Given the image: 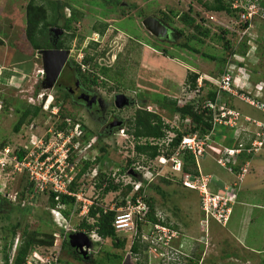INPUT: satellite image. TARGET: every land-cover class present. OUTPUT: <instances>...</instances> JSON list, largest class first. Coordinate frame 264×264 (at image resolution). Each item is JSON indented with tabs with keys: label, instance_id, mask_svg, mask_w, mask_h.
Masks as SVG:
<instances>
[{
	"label": "rangeland",
	"instance_id": "374dc122",
	"mask_svg": "<svg viewBox=\"0 0 264 264\" xmlns=\"http://www.w3.org/2000/svg\"><path fill=\"white\" fill-rule=\"evenodd\" d=\"M37 1L44 3L50 12L52 3H59L66 17L76 11L78 20L67 32L69 36L74 35L66 48L70 51L68 62L80 65L84 74L98 73L102 66L109 67V75H98L99 84L95 89L105 102L110 103L107 116L114 114L123 122L114 124L113 132L108 133L102 128L107 121L102 123L99 114L92 117L84 105L72 101L66 89L58 86L62 80L73 79L71 70L63 69L57 84H45L42 55L26 36L29 0H0V148L12 144L19 149L27 144L31 150L34 147L32 137L41 138L48 155L52 157L57 153L56 159H66V171L76 182L73 191L79 195L70 205L50 206L49 192L28 201L26 175L18 170L13 173L10 167L0 165V179H3L0 180V194L8 201L0 207V260L5 253L4 238L9 239L10 230L15 227L17 235L12 252L20 244L24 228L46 238L54 233V244L38 249L44 254L58 256L62 263L90 264L93 260L95 264H189L190 261L197 264H263L264 20L254 17L251 26L244 30L240 27L243 24L240 17H235L234 13L205 11L201 5L205 0ZM196 10L200 12L198 21L186 24L183 16ZM149 15L165 18L168 25L176 29V35L167 40L156 38L143 24ZM104 24L107 27L100 33L97 29ZM206 30L209 31L207 36ZM58 35L66 38L64 32ZM226 38L231 40L232 49L247 47L246 54H231V49L225 47ZM93 42L97 43L96 48L91 47ZM185 42L200 52L182 47ZM202 53L227 57L229 62L220 63ZM87 54H95L89 64L84 62ZM228 67L236 76L232 94L220 91L216 86L217 79ZM192 71L199 73L200 81H209L198 93L187 84V75ZM211 90H216V96L221 99L213 120L220 118L218 115L222 111L219 109L223 107L229 125H225L228 127L225 134L218 136L222 124L217 123L215 131L206 134L207 140L200 136L205 149L203 155L199 152L197 155L200 175L194 177L195 188H187L183 182L188 173L180 166L182 154L177 152L167 158L147 159L136 152L134 137L128 130L136 110L144 104L142 102H147L149 110L160 113L171 127L189 130L190 118L152 103L150 94L163 93L177 99L178 104L193 101L203 107ZM118 95L124 96L122 106L116 103ZM18 104L22 107L38 105L41 110L17 132L14 126L20 116L16 111ZM62 112L68 113L70 119L67 127L60 129ZM87 131H90V137L85 141ZM167 135L172 138L173 132L168 131ZM84 160L91 163L86 170ZM243 168H247V173L238 178ZM100 172L112 175L119 186L117 191L103 194V186H97ZM134 176L138 177L136 183L144 188L146 196L154 197L157 215L176 225L172 228L173 233L169 228H163V234L166 233L163 244L157 242L158 239L154 241L155 226L143 224V252L138 256L131 251L137 231L135 219L129 228L117 232L120 239H125L124 247H117L116 240L103 239L81 224L84 220L93 223V218L88 217V207L93 203L108 209L120 205L123 197L131 198L133 191L126 196L124 193L127 183L134 182ZM204 185L208 195L221 197L222 201H227V206L233 207L232 217L226 224L217 222L203 209ZM156 186L167 195L160 193ZM52 207H64L61 209L69 210V214L65 215L60 209L53 211ZM243 207L251 208L248 211ZM153 231L154 238L151 237ZM74 232L90 235L92 241L89 247L84 246L85 254L72 245L70 248L63 244ZM148 242L151 245L145 248ZM115 253L121 256L120 260L114 258Z\"/></svg>",
	"mask_w": 264,
	"mask_h": 264
},
{
	"label": "trees",
	"instance_id": "16d2710c",
	"mask_svg": "<svg viewBox=\"0 0 264 264\" xmlns=\"http://www.w3.org/2000/svg\"><path fill=\"white\" fill-rule=\"evenodd\" d=\"M255 2H259L262 6H264V0H252ZM248 0H205L201 2V5L203 6L205 11L209 12H216V13H226L228 15H234L235 17H240V13L244 11V6L248 3ZM237 3V7H234V4ZM59 4V3H58ZM57 3H52L53 10L50 12L48 7L44 3H39L37 0H29L27 6H26V36L29 40L30 44L35 50H41V49H47L52 47L57 48H69L68 42L70 39L74 37V35H67L69 31L73 28L72 24L78 20V17L76 15V11H73V14L69 17H66V15L63 13L60 5ZM191 8V7H190ZM194 8L192 7V10ZM191 10V9H190ZM192 11L189 12V14H185L183 16V21L186 24H194L197 22V16L200 15L199 11ZM234 13V14H233ZM165 14V13H164ZM166 16V14H165ZM203 17V16H202ZM261 20V17H259ZM165 19V18H163ZM241 24L240 27L242 29L246 28L249 25V22H243L240 21ZM195 26H199L198 24H195ZM52 27H58L64 30V35L66 38L60 37L58 41H52ZM107 25L104 24L101 29H97L100 33H104ZM176 30V29H175ZM180 33L182 31H179ZM209 33L208 30L204 32V34L207 36ZM226 33V30L225 32ZM224 36V35H223ZM223 38V37H222ZM225 38V37H224ZM200 40V39H199ZM200 41H203L202 39ZM182 47L189 48L195 52H200L198 48L192 47L189 45L188 42L182 43ZM91 47L96 48L97 43L93 42L91 43ZM225 47L227 49H231L230 53L233 55L241 54L245 55L247 52V47L242 50H235L232 49V42L231 40L226 38L225 41ZM164 52H166L164 50ZM205 57H210L213 60L218 59L220 63L226 64L229 62V59L227 60V57H216L215 55L211 56L206 53H202ZM95 59V54L90 55L87 54L84 56V62L89 64L93 62ZM97 66V65H96ZM79 70L80 79L84 81V83L97 85L99 84V74L109 75V67L102 66L99 67L98 73L95 71L83 73L81 66L77 65ZM229 68V67H228ZM225 69L222 74L229 69ZM221 74V76H222ZM119 75V74H118ZM220 76V77H221ZM219 77V78H220ZM198 78L199 73L196 71H192L187 75V84L189 86V89L196 92V88L198 85ZM209 81H203V86L200 89V91L207 85ZM221 91V90H220ZM198 93V92H196ZM217 95L216 90H211L208 94L209 99L206 101L205 106H200L198 103L195 104L193 101H186L184 104H178L177 99H173L166 94L154 92L150 94L149 101H151L154 104H158L161 107L170 109L171 111H175L180 113V116L183 118H190L191 119V127L189 130L181 131L177 127H171L169 123H165L160 113L149 110V105L147 102H142V104L135 112L133 118L130 122V128L128 132L134 137L135 144L134 148L138 154L144 155L147 157V159L154 160L158 158H167L173 155H176L178 152L179 154H182V161L180 162L181 169L188 173L191 180H194V177L200 175V171L198 169L199 166V159L190 149L185 148L180 150L181 141L184 136H196L198 139L201 137H205L206 134L211 133V131H215V125L217 123L222 124L221 127L218 128L220 132L219 135L225 134V129L228 127H225L226 124L224 122H219L218 120H213V113L216 112L218 104L221 103V99H219ZM210 103L214 104L215 107L213 108ZM41 107L38 105H27L25 107H22L20 104H18L16 111L20 113L18 121L15 123L14 130L19 131L23 124L30 123L40 112ZM220 112H225V108H220ZM222 113H220V118L223 120H227V116H221ZM68 113H60V116L63 117V120L58 125L60 129L67 127V123L70 118H68ZM218 121V122H217ZM82 128H84L82 126ZM216 128V129H217ZM171 131L173 132V137L168 138L167 132ZM90 131L85 132L84 139L85 141L88 140L90 137L88 135ZM145 139V140H143ZM169 139V140H168ZM207 140V137L204 138ZM168 140V141H167ZM200 140V139H199ZM166 144V145H165ZM105 150V149H103ZM22 150L19 152L20 158L22 157ZM243 153L240 154V157ZM99 159V158H97ZM96 159V160H97ZM85 161V170L90 166V161ZM184 163V164H182ZM198 164V165H197ZM237 166L234 165V168ZM238 169V168H237ZM201 170V169H200ZM202 172V171H201ZM247 171H244L241 169L239 172V177L241 175L246 174ZM237 173V172H236ZM141 173H139L140 176ZM203 174V173H202ZM201 174V175H202ZM97 178L99 179L97 182L98 187L103 186V194H107L111 191H117L119 186L115 184L114 178L112 175H107L102 172L97 174ZM144 176V175H143ZM136 180H138L137 176H134V182L127 183L126 189L127 191L124 193L126 196L130 191H133L132 200L134 202L137 201V198L140 196L143 202L146 204V211L145 214H138L135 217V220L137 222V231L133 240V243L131 245V251L133 254L137 255L141 254L143 252L142 243H141V232H142V226L143 224H151L153 227L155 226V231L157 232V235L155 237V231L152 232V238H154V241L157 240V242H161L165 244V236H163V228H169L170 233H173L172 228H176V225L173 223H170L168 220H165V218H161L157 215L156 212V204L154 201V197L146 196L145 190L142 186H138L136 189ZM28 181V180H27ZM107 183V185H103L104 183ZM151 181L148 182L151 183ZM184 184V182H183ZM185 185V184H184ZM76 182L72 181L70 185V189L75 191ZM186 186V185H185ZM158 191L162 193L163 195L166 194V192L163 190H160L158 186ZM155 187V188H156ZM187 188H190L186 186ZM25 188H27L26 195L28 193V190L31 188L29 187V184L25 185ZM29 188V189H28ZM167 195V194H166ZM56 193H50V206H58V204H72L75 202L76 197L67 195V194H61L60 199L56 200ZM8 202L6 197H3L0 194V207L3 205V202ZM2 204V205H1ZM126 204V198L123 197L122 201L120 202V205H117L115 208H104L103 206L97 205L96 203H93L90 205L88 210V217L93 218V223H89L87 220H84L81 224L83 225V228H87L88 231H94L98 236H100L103 239L106 238H112L113 240H116L114 244L117 247H124L125 246V239H120L118 237V230L115 228L114 221L117 215V207L122 206ZM54 208V207H53ZM71 208V207H69ZM62 210V209H61ZM62 212L65 215L69 214V210L64 209ZM11 236L7 240H5V253L4 256L1 257L0 261H6L9 262L10 258V252L12 251L13 244L15 237L17 235V228H12L10 230ZM80 233V232H74L71 234ZM54 244V233L51 235L50 238L41 237V235L37 234V232H30L27 228H24L21 234V242L18 245L16 249V254L13 258V264H22L25 257L32 252L34 249H38L41 246L45 245V247H49ZM63 244L71 245L70 238H66L63 241ZM148 244L151 245L149 242L145 244V248L148 247ZM71 248V246H70ZM4 249V248H3ZM75 250V253H78V251L75 248H72ZM41 251V250H40ZM79 258H83V255H78ZM85 257V256H84ZM114 258L120 260L121 256L119 254H114ZM58 264H72L69 262L62 263V260L59 259ZM90 264H95V261L92 260ZM189 264H197V262L190 261ZM264 264V263H263Z\"/></svg>",
	"mask_w": 264,
	"mask_h": 264
},
{
	"label": "built area",
	"instance_id": "2783aa9c",
	"mask_svg": "<svg viewBox=\"0 0 264 264\" xmlns=\"http://www.w3.org/2000/svg\"><path fill=\"white\" fill-rule=\"evenodd\" d=\"M249 2L244 6V11L240 14V21L249 22V25L244 28V30L248 29L251 26L254 17H261L264 19V6H262L259 2H255L252 0H248ZM234 7H237V3L234 4ZM236 76L233 75V70L229 67V71H225L222 76L217 79V87L221 91H226L228 93H233L234 83ZM203 81L198 79V85L196 88V92H200V89L203 86ZM210 105L215 107L214 104L210 103ZM2 105L0 104V111ZM223 108V107H221ZM221 116H227V112H221ZM219 122H224L226 124L229 123V120H223L217 117L215 118ZM73 136V135H72ZM32 143L34 147L30 150L27 147V144L21 146L19 149H15L12 147V144H7L4 147L0 148V165L1 167H10L9 170L16 172L18 170L22 174H25L28 180L29 187L28 193L26 195L28 201H33V199L38 194L44 193H56V200L60 199L61 194H67L71 196L79 197L78 193L74 192L70 189V185L74 179L73 175H69L66 171L65 162L61 159H56L57 153H54L52 157L48 155V149H45V144L41 138L39 139V144L36 145L38 141L37 137H32ZM47 142L46 140H44ZM204 141H200L196 136H184L180 150L188 148L190 149L196 156L198 152L203 155L205 149L203 147ZM22 150V157L20 158L19 152ZM238 150V149H237ZM198 157V156H197ZM163 158V157H162ZM54 159V160H53ZM12 168V169H11ZM1 169V168H0ZM244 171H247V168H243ZM17 171V172H18ZM16 174V173H15ZM1 181L3 179H0ZM194 180H191L190 176L187 174V180L184 181V184L190 188H195ZM139 184L136 185V189ZM204 192L206 196L203 198V209L206 211L207 215L211 213L214 218L222 224H226L230 218L232 208L227 206V201H222L221 197H215L208 195L207 189H205V185L203 186ZM64 205V204H62ZM90 207V206H89ZM88 207V210H89ZM146 204L143 202L141 197L137 198V201L134 202L131 198L126 199V204L123 206H118L117 213L114 225L117 230H124L129 228L138 214H145ZM64 207H54L53 211L59 212V209ZM87 209V205L84 206ZM113 209V208H111ZM126 212H123V211ZM87 212V210H86ZM227 212V213H225ZM208 219H206L207 221ZM166 235V233H164ZM16 254V249L10 252L9 262L7 263L5 260L0 261V264H13V258ZM58 256L56 255H48L44 254L39 249H34L30 252L27 257H25L22 264H58Z\"/></svg>",
	"mask_w": 264,
	"mask_h": 264
},
{
	"label": "flooded vegetation",
	"instance_id": "af4514ba",
	"mask_svg": "<svg viewBox=\"0 0 264 264\" xmlns=\"http://www.w3.org/2000/svg\"><path fill=\"white\" fill-rule=\"evenodd\" d=\"M158 18H160L167 26V32L165 35L162 36L155 35V37L160 40L163 39L167 40L169 38H173V36L176 35L177 31L174 28L170 27V25H168L166 20H164L161 17ZM60 37L58 35V32H52V41H58ZM52 48H57V47H52ZM60 49H66V48H60ZM63 69L71 70L70 74H72L73 79L67 82L63 80L60 82L57 80L55 84L60 82L58 83V86H61L64 89H66L72 101H74L77 104L84 105L86 111L89 113L90 116L92 115L93 117L94 114L95 115L99 114L100 117L99 121H102V123L107 121V123L102 124V128L108 131V133H112L113 132L112 127L114 126V124L123 121L121 119H118L114 114H110L109 117L107 116L110 103L108 101L105 102L104 99H102V97L98 94V92L95 89V86L97 85L84 83V81L80 79L77 65L73 63L71 64L67 62Z\"/></svg>",
	"mask_w": 264,
	"mask_h": 264
},
{
	"label": "water",
	"instance_id": "95a60500",
	"mask_svg": "<svg viewBox=\"0 0 264 264\" xmlns=\"http://www.w3.org/2000/svg\"><path fill=\"white\" fill-rule=\"evenodd\" d=\"M144 26L154 35L156 36H162L165 35L167 32V26L165 23L158 17L149 15L143 20ZM52 32H58L62 33L64 32L63 29L58 27H52ZM43 58L45 73H44V83L48 86H53L64 66L69 60V54L70 51L68 49H60V48H47V49H41L39 51ZM121 99V100H120ZM122 99H124V96L118 95L117 97V105L122 106L124 103H122ZM79 237H82L83 240L79 241ZM70 243L73 247L80 249L82 253H86V249H84V246H90L92 239L87 235V233L80 232L75 234H70Z\"/></svg>",
	"mask_w": 264,
	"mask_h": 264
},
{
	"label": "crops",
	"instance_id": "0c3cea01",
	"mask_svg": "<svg viewBox=\"0 0 264 264\" xmlns=\"http://www.w3.org/2000/svg\"><path fill=\"white\" fill-rule=\"evenodd\" d=\"M209 176H211V174H209ZM235 200H236V199H235ZM234 203H235V202H234ZM234 203H233V204H234ZM243 208H244V209L247 208V210H248V209L251 208V207H243ZM244 209H243V210H244ZM247 210H244V211L247 212ZM233 211H234V210H233V207H232V213H231L230 217H232ZM244 211H243V212H244ZM248 211H249V210H248ZM248 217H249V215H248ZM245 218L247 219V216H245ZM229 219H230V218H229ZM246 219H245V220H246Z\"/></svg>",
	"mask_w": 264,
	"mask_h": 264
},
{
	"label": "clouds",
	"instance_id": "9594fccd",
	"mask_svg": "<svg viewBox=\"0 0 264 264\" xmlns=\"http://www.w3.org/2000/svg\"><path fill=\"white\" fill-rule=\"evenodd\" d=\"M233 75H234V71H233ZM199 79V78H198ZM219 79V78H218ZM236 82V81H235ZM217 86V85H216ZM218 88V87H217ZM226 92V91H225ZM53 208V207H52ZM232 208V207H231ZM60 211H61V209H60ZM62 212V211H61ZM232 213V212H231ZM55 216L57 217V215L55 214ZM218 222V221H217ZM89 237H90V235H89Z\"/></svg>",
	"mask_w": 264,
	"mask_h": 264
},
{
	"label": "bare ground",
	"instance_id": "6f19581e",
	"mask_svg": "<svg viewBox=\"0 0 264 264\" xmlns=\"http://www.w3.org/2000/svg\"><path fill=\"white\" fill-rule=\"evenodd\" d=\"M83 240V238L82 237H79V241H82Z\"/></svg>",
	"mask_w": 264,
	"mask_h": 264
}]
</instances>
